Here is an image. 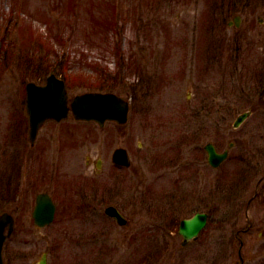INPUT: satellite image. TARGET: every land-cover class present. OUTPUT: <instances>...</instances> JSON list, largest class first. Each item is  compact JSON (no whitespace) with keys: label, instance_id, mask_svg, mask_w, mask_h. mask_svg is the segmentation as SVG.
Segmentation results:
<instances>
[{"label":"rangeland","instance_id":"374dc122","mask_svg":"<svg viewBox=\"0 0 264 264\" xmlns=\"http://www.w3.org/2000/svg\"><path fill=\"white\" fill-rule=\"evenodd\" d=\"M52 73L69 97H127L128 122L69 115L31 145L25 85ZM263 77L264 0H0V211L16 216L5 264L43 251L46 264H264ZM207 141L229 150L217 167ZM121 146L129 167L111 161ZM43 190L57 212L38 228ZM197 210L207 225L182 245L178 221Z\"/></svg>","mask_w":264,"mask_h":264},{"label":"water","instance_id":"95a60500","mask_svg":"<svg viewBox=\"0 0 264 264\" xmlns=\"http://www.w3.org/2000/svg\"><path fill=\"white\" fill-rule=\"evenodd\" d=\"M26 89L27 108L30 115V134L33 137L44 119L54 117L60 120L66 116V91L63 82H56L53 76L48 78L45 85L28 83ZM72 107L78 119H95L100 124L107 118H115L120 122L125 121L128 111V104L122 97L113 93L102 92L78 94L72 101ZM248 113L240 114L234 122V126L238 125ZM206 149L209 153V162L213 165H217L227 154L226 151L217 153L211 144H207ZM116 154L120 163L129 164L124 149H117ZM106 212L115 216L119 223L125 222L115 207L108 206ZM53 213L54 205L50 197L47 194H39L36 208L33 212L36 221L40 224L47 223L52 219ZM206 218V213L196 212L192 217L183 219L180 223L179 233L183 235L185 240L196 237L199 230L205 225ZM5 226H8L10 233L12 230V218L4 213L0 215V264H2L1 247L5 238L3 234Z\"/></svg>","mask_w":264,"mask_h":264}]
</instances>
